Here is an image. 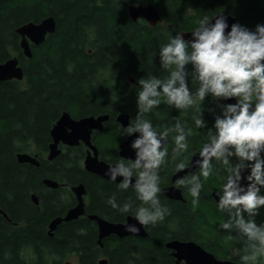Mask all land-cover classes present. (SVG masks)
Wrapping results in <instances>:
<instances>
[{
	"label": "trees",
	"instance_id": "trees-1",
	"mask_svg": "<svg viewBox=\"0 0 264 264\" xmlns=\"http://www.w3.org/2000/svg\"><path fill=\"white\" fill-rule=\"evenodd\" d=\"M147 1L162 19L153 27L144 20L134 23L127 14V6L140 0H0V63L16 56L23 71L21 81L0 82V210L7 215L4 218L0 213V264H64L70 254L75 257L73 264H97L101 258L106 264H172L164 247L172 236L193 240L229 236L218 229L223 216L215 211L206 194L214 185L213 174L206 180L202 178L203 188L196 204L187 190L185 203L159 194L170 214L162 222L145 226L146 239L110 236L101 247L95 223L84 217L61 223L50 237L46 227L65 212L66 202L54 193L41 197L37 206L30 199L31 193L39 194L41 179L69 177L70 184H83L87 192V214L115 223L133 216L112 209L107 201L113 193L118 202L131 197L134 210L140 204L134 190L130 187L121 191L117 184L87 173L82 166V145L65 147L53 161L46 160L55 122L63 112L73 119L108 115L102 133L94 141L109 158L124 139L116 116L127 113L132 119L136 115L138 80L167 76L168 70L160 67L159 48L170 35L190 31L202 16L218 13L232 15L250 30L264 24V0ZM47 16L54 17L55 31L41 45H31L32 57L27 59L15 29ZM186 68L191 71V65ZM189 87L195 91L198 85L189 79ZM202 109L207 126L200 130L193 124L194 109L175 110L162 101L145 114L158 132L169 130L170 157L161 166L160 187L167 185L174 169L173 117L193 128L187 152L191 153L200 148L207 129L220 113L211 97L205 98ZM18 153L37 155L39 166L18 163ZM235 239L234 234L218 242L231 244ZM24 253L32 259L25 260Z\"/></svg>",
	"mask_w": 264,
	"mask_h": 264
},
{
	"label": "clouds",
	"instance_id": "clouds-1",
	"mask_svg": "<svg viewBox=\"0 0 264 264\" xmlns=\"http://www.w3.org/2000/svg\"><path fill=\"white\" fill-rule=\"evenodd\" d=\"M183 33L170 35L159 48L160 67L168 70L166 78L151 75L137 82L136 115L127 126H120V135L125 138L138 134L130 143L134 158L120 157L105 172L109 182L120 178L119 190L131 187L140 204L133 210L131 197L118 202L115 193L107 203L121 213H132L136 223L125 224L128 233L138 234L137 224L162 222L170 214L159 197L161 166L169 156V130L158 132L145 114L158 108L162 101L175 110L194 109L193 124L200 130L207 126L202 109L206 97L214 103L235 98L234 103H217L220 113L207 129L199 152L191 153L196 158L190 164L183 159L175 164L180 171L186 167L194 169L177 178L176 185H186L196 204L203 188L202 178L206 180L213 174L215 163L221 164L226 175L221 177L215 193L216 209L226 213L227 218L217 227L227 231L230 238L235 233L236 238L243 240L246 254L240 256L242 264H258L259 258L264 257V222L258 225L254 219L264 206V24L250 30L239 23L229 26L223 14L204 15L191 30L190 40ZM188 65L191 71L186 68ZM189 79L198 85L195 91L189 87ZM173 120L172 152L183 156L189 151L193 128L186 127V121L175 117ZM245 169L248 174L242 176Z\"/></svg>",
	"mask_w": 264,
	"mask_h": 264
},
{
	"label": "water",
	"instance_id": "water-1",
	"mask_svg": "<svg viewBox=\"0 0 264 264\" xmlns=\"http://www.w3.org/2000/svg\"><path fill=\"white\" fill-rule=\"evenodd\" d=\"M127 14L134 23L138 22L139 20H144L148 25L153 27L156 24L162 22L161 16L156 8L147 0H140V3L138 4L128 5ZM218 14H223L225 17H227L229 26L232 23H238L232 15L224 13ZM55 27L56 22L52 16H47L37 23L29 21L17 27L15 29V33L19 36V47L23 56L27 59H31V45H41L48 35H52L54 33ZM228 30L230 29H226V31ZM190 32L191 30L184 31L183 35L186 40H190ZM22 79V67L20 66L19 60L16 56L11 57L3 63H0V82L9 80L21 81ZM234 102L235 98H229L227 100L218 101L217 103L226 105ZM108 119V115L86 116L73 119L67 112H63L50 130L51 142L48 145L46 160L53 161L61 153V149L59 148L60 145L75 147L82 143L88 148L87 154L83 160L84 170L108 181L105 172L107 167L111 164L98 160L97 150L91 144V133L94 130H103V124L106 123ZM115 121L119 124V126H127L130 121V117L127 113H120L116 116ZM137 135L138 134L134 133L132 136L127 137L118 145V154L120 157H124L128 160L134 158V151L130 148V143ZM195 158L196 157L192 155L188 164H190L191 160ZM16 159L18 163L21 164H29L34 167L39 166V161L36 155L18 153ZM193 170L194 169L190 167H186V169L183 171L177 170L172 176L171 182H175L177 178L182 177L186 173H191ZM247 174L248 170L245 169L242 173V176H246ZM119 182L120 178L118 177L115 183ZM243 182L244 180L242 179L241 183ZM42 184L51 189H54L58 186L56 181L47 178L42 180ZM71 192L75 195L77 204L70 208L64 217H56L49 222L47 233L50 237L53 236L54 231L61 223H68L76 220L85 213L83 196L86 194V190L83 184L72 186ZM160 194L169 200H183L180 190H178L173 185L162 188ZM31 200L34 205H38V198L35 194H31ZM0 213L4 218H7V215L2 213L1 210ZM87 218L94 222L97 227V242L100 247L102 246V241L110 236H116L119 239L125 237H147L145 227L138 224L137 227H140L138 234H131L124 230L126 223H136L133 216L126 217L125 221L120 223L109 222L101 217H98L97 215H88ZM166 248L174 251L173 256L176 258V264H178L180 260H185L186 264H232L229 262H219L215 260L212 255L206 253L192 242L171 241L166 244ZM106 263V259L101 258L97 264Z\"/></svg>",
	"mask_w": 264,
	"mask_h": 264
},
{
	"label": "flooded vegetation",
	"instance_id": "flooded-vegetation-1",
	"mask_svg": "<svg viewBox=\"0 0 264 264\" xmlns=\"http://www.w3.org/2000/svg\"><path fill=\"white\" fill-rule=\"evenodd\" d=\"M264 15V14H263ZM237 21V20H236ZM104 126V125H103ZM103 130L101 131H97V130H94L92 133H91V144L96 148L97 150V154H98V160L100 161H104L108 164H115L120 156L118 154V145L123 142L126 138L124 137V139L122 141H120L118 144H117V148H116V153L112 154L111 156H113V158L110 156L109 158L106 157L108 156V154L106 152H103L102 151V148H99L96 143H95V137L97 136V134H100L102 133ZM172 140V139H171ZM79 145H82L83 146V151H84V156H83V159H82V165H83V160L87 154V151H88V148L85 147L82 143H80ZM202 144H200V147H201ZM166 146L168 147V141H167V144ZM65 147L67 146H63V145H60V149L61 151L63 149H65ZM68 148V147H67ZM200 149V148H199ZM198 150H195V152H198ZM91 153V152H90ZM192 153V152H191ZM191 153H184L183 156H175V154H173V165H174V169L172 171V173H170V179H169V182L167 183V185L161 187L162 188H165V187H168V186H174L176 187L178 190H180V193L182 195V201H177V202H184L185 203V193L184 191L187 190V186L186 185H176V181L175 182H171V178L172 176L174 175V173L178 170L175 168V164L177 162H179L181 159H183L185 161L186 164L189 163V160L192 156ZM103 155H106V156H103ZM170 157V155L168 156ZM167 157V158H168ZM166 158V159H167ZM105 160H108L109 162L105 161ZM128 160V159H127ZM235 160V158H233V161ZM166 164V163H165ZM164 164V165H165ZM162 165V166H164ZM218 170V171H217ZM162 171V169H161ZM160 171V172H161ZM165 171H167V169H164V173H166ZM87 172V171H86ZM89 173V172H87ZM91 174V173H89ZM91 175H94V174H91ZM226 173L224 171V168L221 164L219 163H215L214 165V172H213V176H214V185L212 186V188L210 190H208V192L206 193L210 198H211V201H212V204H213V207H215V211L216 212H219L217 211L216 209V200H218V197H216L215 193L217 191H219V187H220V184H221V177L225 176ZM96 176V175H94ZM183 176H186L183 175ZM96 177H99V176H96ZM100 179H102L101 177H99ZM69 179V177H68ZM68 179H62V180H56V182L58 183V186L54 189H51V188H48L46 186H44L42 184V187L40 188L39 190V194H37V198H38V204L39 202L41 201V197H47L48 198V195L49 194H53L60 199V201L63 203L64 201L66 202L65 204V212L61 213V215H57L56 217H64L66 212L74 207L76 204H77V200H76V197L75 195L71 192V187L72 186H75L73 184H70L68 182ZM43 179H41L42 181ZM104 180V179H103ZM107 181V180H106ZM109 182V181H108ZM112 183V182H111ZM245 181L241 184H244ZM80 184V183H79ZM118 185V183H115ZM78 185V184H77ZM32 194V193H31ZM261 194H264V190H262ZM40 196V197H39ZM31 199V197H30ZM83 199H84V210H85V213L82 217L84 218H87L88 215L90 214H87L86 213V207L87 205L89 204V198H88V195H87V192L86 194L83 196ZM32 201V200H31ZM171 201H175V200H171ZM37 206V205H36ZM260 210H263L262 214L261 215H258L256 216L254 219H255V222L259 225L261 222H264V206H261L260 209L258 210V212ZM222 214L223 216V220H225L227 218V214L226 213H222V212H219ZM55 217V218H56ZM128 217V216H127ZM125 221V220H124ZM145 227V226H144ZM48 229V227H46V230ZM224 233H227V232H224ZM228 234V233H227ZM235 233H233L234 235ZM225 235V234H223ZM221 235V237H218L217 235H215L213 238L211 239H207V240H204L205 237H201L199 238V240H193L192 238H188V239H180L178 237H170L168 240H166V242L164 243V247L166 248V244L168 242H171V241H179V242H192L194 244H196L199 248H201L203 251H205L206 253L212 255L214 257L215 260L219 261V262H229V263H232V264H242V262L240 261V256L246 254L245 253V246H244V242L242 239H238L236 238L233 242H231V244H228V241L227 243H221V242H218L219 240L222 241L224 240L225 238H229V236H223ZM229 235V234H228ZM146 239V238H144ZM166 253L168 255V257L171 259V262L172 264H176V258L173 256V253L174 251L173 250H169L166 248ZM22 257L25 259V260H29L30 258L32 259V255H28L26 253H24V255H22ZM74 255L73 254H70L69 255V258H73ZM229 257L231 259H229ZM30 259V260H31ZM64 264H73L71 263L69 260H65L64 261ZM178 264H186V261L185 260H180L178 262ZM258 264H264V257H260L259 260H258Z\"/></svg>",
	"mask_w": 264,
	"mask_h": 264
},
{
	"label": "rangeland",
	"instance_id": "rangeland-1",
	"mask_svg": "<svg viewBox=\"0 0 264 264\" xmlns=\"http://www.w3.org/2000/svg\"><path fill=\"white\" fill-rule=\"evenodd\" d=\"M71 263H74V261H75V257H73V258H69L68 259Z\"/></svg>",
	"mask_w": 264,
	"mask_h": 264
}]
</instances>
